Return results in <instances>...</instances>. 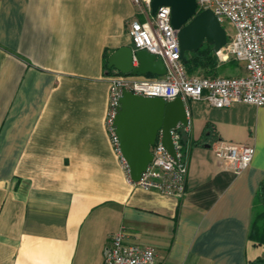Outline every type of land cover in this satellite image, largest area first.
Listing matches in <instances>:
<instances>
[{
    "label": "crops",
    "instance_id": "0c3cea01",
    "mask_svg": "<svg viewBox=\"0 0 264 264\" xmlns=\"http://www.w3.org/2000/svg\"><path fill=\"white\" fill-rule=\"evenodd\" d=\"M133 17L132 0H0V264H103L119 228L156 264L264 258V105L188 100L184 195L132 184L105 124V63L132 47ZM217 139L252 146L250 164L233 173Z\"/></svg>",
    "mask_w": 264,
    "mask_h": 264
},
{
    "label": "built area",
    "instance_id": "2783aa9c",
    "mask_svg": "<svg viewBox=\"0 0 264 264\" xmlns=\"http://www.w3.org/2000/svg\"><path fill=\"white\" fill-rule=\"evenodd\" d=\"M196 13L211 10L219 22L230 25L228 38L221 52L237 60L243 73L237 76H191L180 56L177 30L171 24L170 7L162 5L151 13V0H132L145 19L127 20L126 29L132 49H144L160 58L165 66L162 75H130L117 70L107 72L108 103L105 124L116 152L118 138L114 132V117L124 90L143 96L172 100L179 96L188 100L204 99L212 106L223 108L242 101L256 106L264 105V0H195ZM217 53V54H219ZM133 66L137 59L133 55ZM190 120L178 122L170 128L175 151L172 156L161 142L160 131L150 145L151 160L137 181L132 182L144 190H154L167 196L182 197L185 193L188 171ZM213 152L227 162L238 174L251 162L252 146L225 140H215ZM130 180V179H129ZM125 230L119 228L112 234L103 251V264H156L152 246L127 242Z\"/></svg>",
    "mask_w": 264,
    "mask_h": 264
},
{
    "label": "water",
    "instance_id": "95a60500",
    "mask_svg": "<svg viewBox=\"0 0 264 264\" xmlns=\"http://www.w3.org/2000/svg\"><path fill=\"white\" fill-rule=\"evenodd\" d=\"M170 7L171 24L177 30L180 56L187 61L186 52L196 51L206 42L219 53L227 42V33L214 13L209 9L196 13L195 0H151V13L158 7ZM133 55L137 65L133 66ZM107 69L130 75H162L165 66L160 58L144 49L133 50L123 46L107 58ZM178 122L187 123V110L177 96L172 100L162 97L143 96L124 90L114 117V132L118 138L119 152L125 161L131 181L139 179L151 160L150 145L161 133V142L175 156L170 128Z\"/></svg>",
    "mask_w": 264,
    "mask_h": 264
},
{
    "label": "trees",
    "instance_id": "16d2710c",
    "mask_svg": "<svg viewBox=\"0 0 264 264\" xmlns=\"http://www.w3.org/2000/svg\"><path fill=\"white\" fill-rule=\"evenodd\" d=\"M185 57L187 61L184 64L189 75L196 71H201L206 76H215L218 72L217 53L213 51L212 45L206 42H204L196 51L186 52ZM106 65L107 64L105 63V66ZM262 197H264V179L261 181L258 188L256 200H260ZM259 216L263 217L264 211L261 212ZM247 264H264V258L248 260Z\"/></svg>",
    "mask_w": 264,
    "mask_h": 264
},
{
    "label": "rangeland",
    "instance_id": "374dc122",
    "mask_svg": "<svg viewBox=\"0 0 264 264\" xmlns=\"http://www.w3.org/2000/svg\"><path fill=\"white\" fill-rule=\"evenodd\" d=\"M221 24L225 28L226 32H230V25L226 21H222ZM228 38V35H227ZM218 57V72L216 75L222 76H237L240 75L242 72V67L238 63L237 60L233 59L232 57L225 56L224 52L217 54ZM191 76H206L201 71H196Z\"/></svg>",
    "mask_w": 264,
    "mask_h": 264
}]
</instances>
